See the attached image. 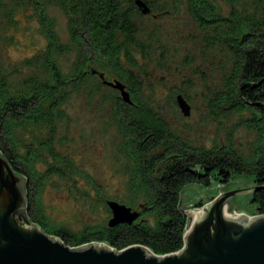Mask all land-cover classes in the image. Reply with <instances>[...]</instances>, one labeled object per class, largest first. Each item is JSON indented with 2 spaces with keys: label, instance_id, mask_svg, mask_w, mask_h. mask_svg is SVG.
<instances>
[{
  "label": "trees",
  "instance_id": "obj_1",
  "mask_svg": "<svg viewBox=\"0 0 264 264\" xmlns=\"http://www.w3.org/2000/svg\"><path fill=\"white\" fill-rule=\"evenodd\" d=\"M135 1L0 0V44H13L11 36L3 35L18 27L20 16L29 18L46 41L23 61V70L0 58V154L14 173L26 179L27 218L46 235L74 249L93 243L117 252L142 246L166 256L184 245L188 218L181 195L187 187L208 188L212 180L225 186L237 176L264 186V0H140L150 9L146 16ZM220 3L228 8L226 15L220 13ZM50 7H57L66 18V42L55 30ZM182 9L198 29L204 49H218L227 56L228 74L220 87L207 92L205 102L214 120L239 117L252 135L247 152L234 147L229 138L210 147H192L143 97L133 55L149 62L155 51L162 55L163 44L156 29L147 31L137 21ZM70 56L76 62L64 74L60 59ZM92 70L104 76L110 73L123 84L132 104L123 103ZM105 90L115 94L103 98V103L112 105L110 121L120 138L117 150L129 194L125 206L137 207L140 219L132 225L74 233L50 225L41 195L52 177L92 182L56 151L55 142L68 121L66 108L73 98L92 99ZM177 95L186 100L182 93ZM251 204L255 215H264V189L253 193Z\"/></svg>",
  "mask_w": 264,
  "mask_h": 264
},
{
  "label": "rangeland",
  "instance_id": "obj_2",
  "mask_svg": "<svg viewBox=\"0 0 264 264\" xmlns=\"http://www.w3.org/2000/svg\"><path fill=\"white\" fill-rule=\"evenodd\" d=\"M218 6L220 13L226 15L228 8L221 3ZM48 14L54 20L59 38L66 42L65 16L57 7H50ZM17 19L18 27L8 29L3 35L11 36L13 44H0V58L11 68L23 70L20 67L23 61L39 52L46 41L29 18L20 16ZM137 24L147 31L156 29L163 44V56L157 50L149 62L133 55L146 101L192 147H210L214 142L225 143L229 138L234 147L247 152L252 135L240 125L239 117L231 115L214 120L209 116L205 102L207 92L220 87L228 74L227 56L218 49H204L198 29L183 9L173 15H157L155 19L145 17ZM75 62L74 56L60 59L63 73L69 74ZM104 77L110 82L114 80L110 73ZM177 93H182L191 107L188 118L183 117L174 104ZM114 96L109 90L92 99L80 95L74 97L66 108L68 121L59 129L55 149L61 156L71 159L92 182L87 183L81 178L71 181L52 177L47 180L41 202L50 225L54 227L78 233L85 228L107 226L110 214L106 211V202L125 205L128 199L123 158L117 150L120 138L110 121L112 105L103 103V98ZM238 179L256 184L252 178ZM252 195L249 193L235 199L233 203H238L236 211H240ZM204 206L205 203H201L188 210ZM251 206L250 201L248 207ZM132 210L137 211V207ZM245 216L254 218L256 215Z\"/></svg>",
  "mask_w": 264,
  "mask_h": 264
},
{
  "label": "water",
  "instance_id": "obj_3",
  "mask_svg": "<svg viewBox=\"0 0 264 264\" xmlns=\"http://www.w3.org/2000/svg\"><path fill=\"white\" fill-rule=\"evenodd\" d=\"M135 5L141 14H150L140 1ZM104 86L119 93L121 101L132 104L129 92L120 82H108L104 75L91 71ZM185 118L191 107L182 95L175 98ZM231 178L227 185L211 181L208 188L187 187L182 195V211L188 218L183 248L166 256L154 255L142 246L115 251L105 244L93 243L79 249L65 246L57 238L46 235L27 218L26 179L14 173L0 154V264H264V215H255L254 207L246 202L240 211L233 203L264 186ZM205 203L201 209L190 207ZM225 205V208H222ZM110 212L108 228L132 225L140 213L115 201H107ZM240 217L229 220L224 216Z\"/></svg>",
  "mask_w": 264,
  "mask_h": 264
},
{
  "label": "bare ground",
  "instance_id": "obj_4",
  "mask_svg": "<svg viewBox=\"0 0 264 264\" xmlns=\"http://www.w3.org/2000/svg\"><path fill=\"white\" fill-rule=\"evenodd\" d=\"M224 216H225L226 218H228L229 220H240V219L243 218V215L240 216V217H230V216H228V215L225 214V209H224Z\"/></svg>",
  "mask_w": 264,
  "mask_h": 264
},
{
  "label": "flooded vegetation",
  "instance_id": "obj_5",
  "mask_svg": "<svg viewBox=\"0 0 264 264\" xmlns=\"http://www.w3.org/2000/svg\"><path fill=\"white\" fill-rule=\"evenodd\" d=\"M138 219H140V217Z\"/></svg>",
  "mask_w": 264,
  "mask_h": 264
}]
</instances>
